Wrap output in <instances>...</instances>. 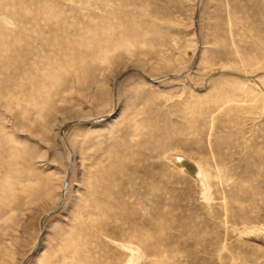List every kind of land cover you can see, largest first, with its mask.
<instances>
[{"label":"rangeland","instance_id":"374dc122","mask_svg":"<svg viewBox=\"0 0 264 264\" xmlns=\"http://www.w3.org/2000/svg\"><path fill=\"white\" fill-rule=\"evenodd\" d=\"M0 264H264V0H0Z\"/></svg>","mask_w":264,"mask_h":264},{"label":"bare ground","instance_id":"6f19581e","mask_svg":"<svg viewBox=\"0 0 264 264\" xmlns=\"http://www.w3.org/2000/svg\"><path fill=\"white\" fill-rule=\"evenodd\" d=\"M195 22H196V17H195ZM100 121H104V118L103 119H99ZM93 121H95V120H91V122H93ZM91 122H89V124H91ZM172 160H173V162H174V164H175V166L177 167V169H179V170H181V172L184 174V175H189V177H191L194 181H196L197 183H199V185L201 186V188H202V186L204 187V178H203V175H207V174H205V172L204 171H200L199 169H198V167L190 160V159H187L186 157L184 158V157H182V156H173L172 157ZM182 160H187L188 162H190L194 167H195V175H191V174H189L187 171H186V169H184L181 165H180V162L182 161ZM69 165H71V168H72V163H71V160L69 161ZM71 172V171H70ZM67 189V188H66ZM66 189L65 190H63V198H64V193H65V191H66ZM43 230V229H42ZM122 248V247H121Z\"/></svg>","mask_w":264,"mask_h":264},{"label":"water","instance_id":"95a60500","mask_svg":"<svg viewBox=\"0 0 264 264\" xmlns=\"http://www.w3.org/2000/svg\"><path fill=\"white\" fill-rule=\"evenodd\" d=\"M108 117H106V118H104V120H106ZM180 165L184 168V169H186V171L189 173V174H191V175H195V167L190 163V162H188L187 160H182L181 162H180ZM70 171H71V165H69L68 166V168H67V173H66V176H65V186L63 187V190H65L66 189V187H67V184H68V181H69V175H70Z\"/></svg>","mask_w":264,"mask_h":264}]
</instances>
